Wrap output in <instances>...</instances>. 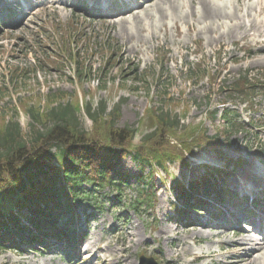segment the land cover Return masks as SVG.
<instances>
[{
    "label": "rangeland",
    "instance_id": "obj_1",
    "mask_svg": "<svg viewBox=\"0 0 264 264\" xmlns=\"http://www.w3.org/2000/svg\"><path fill=\"white\" fill-rule=\"evenodd\" d=\"M214 1L222 5L237 3L240 15L250 13L246 20L264 16V0L259 4L255 2L251 9L247 6L257 0ZM161 4L168 14L177 12L168 0ZM67 5L43 8L30 16L22 27L0 32V131L9 118H15L20 122L21 133L28 137L31 119L23 110L24 103L45 109L49 92L68 94L65 100L56 103L58 98L51 103L53 105L74 101L76 92L82 94L84 101L89 100L94 109L101 108V103L105 102L106 115L114 112L110 117L117 126L135 130V145L155 128L147 114L149 109L168 113L171 119L179 121L182 130L202 125L208 134L224 138L229 133L220 132L226 129L221 115L229 106L236 114L235 122L243 124L245 129L230 130L231 147L220 152L206 144L195 146L192 157L208 162L226 161L225 157L244 160L246 165L235 170L241 181L243 177L248 178L250 172L264 179V86L249 104L229 87L240 76L264 78V37L256 41L253 32L236 31L233 26L236 20H230V31L218 23L214 30L200 31L197 26L189 28L170 16L162 26L159 5L142 8L140 17H128L129 22L123 24L118 22L119 18H101ZM152 28L158 31L149 35ZM220 34L224 36L219 38ZM153 35L159 38L153 40ZM40 37L47 40L41 43ZM64 42L67 48L59 50ZM109 51L113 53L111 59H108ZM76 55L86 67L85 77L75 74L77 68L72 57L76 59ZM223 102L228 105L224 106ZM116 105H120L118 110H114ZM213 110L218 112L211 117L208 113ZM79 123L86 129L92 126V120L84 111ZM260 156H263L262 162ZM167 162L166 170L154 166L155 172L148 175L149 166H140L132 155L118 164L129 173V187L123 191L121 199L117 198L116 190L98 193L102 208L89 211L88 231L83 221L85 217L81 218L87 237L80 247L87 241L95 247L111 240L124 250L122 264H138L141 255L153 256L159 264H185L190 257L178 254L180 242L186 241L193 247L191 257L195 258L208 247L216 254L196 258L192 264H243L237 260L244 257L245 251L236 246L238 237L232 232L207 230L198 225L186 228L182 225L188 222H179L175 217L176 208L171 207V200L177 193L176 183L192 177V171L180 160L168 159ZM143 188L155 194V202L137 203ZM82 210L83 207L78 209L80 213ZM194 219L200 218L192 216L190 221ZM132 226L144 238L136 246L130 242ZM161 229L171 230L169 238L160 234ZM194 234L199 235L197 241L191 238ZM76 250L77 246L70 252L73 260L63 255L52 260L39 252L18 253L7 247L0 250V264H110L101 252L98 258L96 254L87 253L79 259Z\"/></svg>",
    "mask_w": 264,
    "mask_h": 264
},
{
    "label": "trees",
    "instance_id": "obj_2",
    "mask_svg": "<svg viewBox=\"0 0 264 264\" xmlns=\"http://www.w3.org/2000/svg\"><path fill=\"white\" fill-rule=\"evenodd\" d=\"M58 98L62 95H49L46 100L48 110L34 111L37 122L46 123L43 129H35L37 131L27 137L21 133L19 123L11 120L0 131V243L15 240L16 235L11 233L8 223L17 222V216L11 209L9 214L3 211L10 204L20 209L30 204L32 213L38 211L43 216H57L56 211L70 209L69 193L86 200L91 192L84 188L87 184L95 187L106 180H114L116 176L124 177V173L116 168V161L122 160L129 152L133 130L114 128L111 122H106L88 107L95 124L91 131H86L78 123L79 105L69 102L49 108V103ZM168 116V113H155L158 128L136 147L137 158L150 160V154L162 164L161 152L166 149L174 151L176 146L171 145L169 133L174 132L175 123L167 124ZM190 138L197 143L203 140L213 146L220 145L215 137L196 131L180 138V145L187 149ZM62 177L68 188L61 183ZM42 201L48 209L41 204ZM50 208L54 209L52 213ZM33 220H36L35 216ZM34 226L37 227V223Z\"/></svg>",
    "mask_w": 264,
    "mask_h": 264
},
{
    "label": "bare ground",
    "instance_id": "obj_3",
    "mask_svg": "<svg viewBox=\"0 0 264 264\" xmlns=\"http://www.w3.org/2000/svg\"><path fill=\"white\" fill-rule=\"evenodd\" d=\"M202 5L200 6V9L197 10V8L193 5V3L187 5H182L184 10L181 8V4L179 0H169V2L174 4L175 8L177 9V12L175 14H168L166 12L165 7L162 6V2L160 0H153L151 4L147 5V9H150V7L159 5L161 16H162V26L165 24V20L167 17H171L174 21L181 20L186 26H189V28L193 26H197L198 30L203 31L205 29L214 30L215 29V23H218L219 26L224 25L227 28H230V20H236L235 28H243L246 32L248 31V28H257V31H254L253 39L256 41L259 40L258 38L264 37V23L263 22H257L256 17L253 19H250L247 22H244L245 17H248L250 13L246 11L244 15L239 14V5L235 3V5L230 4V2L225 4H219L214 0H201ZM261 0H257L249 4L247 7L249 9L254 7L255 2L258 4ZM61 3H64L61 2ZM199 8V7H198ZM130 12L133 14L134 17H140V13L137 11L130 10ZM224 20L225 22H220ZM246 20V19H245ZM119 23H125L129 22L128 18H121ZM249 23V24H248ZM189 30V29H188ZM158 29L155 30L152 28V30L149 32V35L153 34L154 32L157 33ZM251 35V34H250ZM224 34H220L219 38H222ZM159 38L157 35H153V40ZM160 234L164 238H169L171 234V230L169 229L166 231L165 229H161ZM221 234V233H219ZM144 235V233L142 234ZM130 236V242L133 243L132 246H136V244H139V242L144 241V238L138 234V231L135 226H132L131 231L129 233ZM199 235L194 234L192 237L193 240H195ZM210 235H207L209 237ZM134 238H136L134 240ZM197 241V240H195ZM179 245H184V248H186L187 244L183 241L180 242ZM91 246V245H90ZM90 246H86L84 251L87 253L89 252ZM131 246V247H132ZM238 247L242 248L245 251V256L243 258H240L237 260L238 262H242L243 264H264V237L261 240H256L253 237H242L239 240V243L237 244ZM108 247V245H106ZM121 251L123 253V248H121ZM212 252L211 248L208 247L207 250L200 251V254L196 256V258L204 259L207 257H212L216 255ZM220 256V253L218 254ZM113 259V258H111ZM122 259H113V264H122ZM220 261L221 259L218 258ZM128 264H133L132 262Z\"/></svg>",
    "mask_w": 264,
    "mask_h": 264
}]
</instances>
